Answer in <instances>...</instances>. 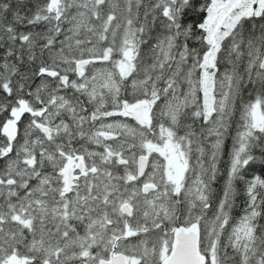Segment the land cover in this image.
<instances>
[{
	"label": "snow or ice",
	"instance_id": "1",
	"mask_svg": "<svg viewBox=\"0 0 264 264\" xmlns=\"http://www.w3.org/2000/svg\"><path fill=\"white\" fill-rule=\"evenodd\" d=\"M0 264H264V0H0Z\"/></svg>",
	"mask_w": 264,
	"mask_h": 264
}]
</instances>
